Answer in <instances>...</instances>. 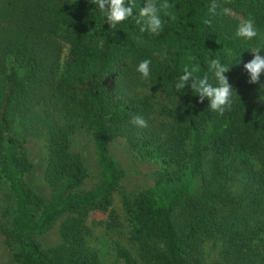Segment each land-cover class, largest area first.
I'll list each match as a JSON object with an SVG mask.
<instances>
[{
  "label": "trees",
  "instance_id": "16d2710c",
  "mask_svg": "<svg viewBox=\"0 0 264 264\" xmlns=\"http://www.w3.org/2000/svg\"><path fill=\"white\" fill-rule=\"evenodd\" d=\"M134 2L138 16L143 0ZM167 2L163 30L152 34L131 17L112 29L89 0H0V176L13 195L11 227L2 231L16 264H99L86 219L91 210L107 212L109 224L116 219L110 196L125 172L107 146L117 136L163 167L152 187L120 200L144 264H201L199 245L212 236L224 240L227 263L264 264V86L249 83L244 68L251 48L264 55V0H217L254 20L252 40L235 37L239 20L230 14L213 16L212 0ZM8 55L22 77L5 65ZM145 59L146 79L136 71ZM212 59L230 67L234 88L222 115L189 85L175 89L185 67L215 86ZM146 83L173 97L159 110L167 122L154 123L153 105L137 94L135 86ZM40 99L51 109H36ZM136 115L146 127L131 122ZM14 119L27 133L47 135V200L25 182L32 162L26 138L10 133ZM79 127L93 136L102 174L88 189H79L87 170L70 147ZM233 180L242 181L240 194L229 190ZM61 214H72L60 224L62 241L44 248L38 237ZM118 253L138 264L127 250Z\"/></svg>",
  "mask_w": 264,
  "mask_h": 264
},
{
  "label": "rangeland",
  "instance_id": "374dc122",
  "mask_svg": "<svg viewBox=\"0 0 264 264\" xmlns=\"http://www.w3.org/2000/svg\"><path fill=\"white\" fill-rule=\"evenodd\" d=\"M229 14L238 20L245 19L244 15L239 12L230 11ZM65 51L66 48L61 49V61ZM5 65L15 68L19 76H23L24 70L14 62L11 55L5 57ZM246 75L249 79L247 70ZM259 83L264 85V74L261 75ZM135 90L139 96L148 100L153 105L150 117L154 123L167 122L169 120L160 115L159 110L162 105H169L173 97H170L166 91L156 89L150 83L137 85L135 86ZM174 99L176 100L177 97ZM35 106L39 111L51 109L48 102L45 104L41 99L36 102ZM10 133L18 138H26L24 146L28 159L32 162V168L26 174L25 182L35 192L41 194L44 200L49 199L52 195V188L44 178L47 166V135L43 131L38 134L27 133L17 119L13 121ZM94 146L92 134L84 127H79L71 135V150L79 155L87 170V175L79 189H88L97 185L101 179V168L95 157ZM107 152L125 172L119 181L118 187L110 196L109 207L115 212L116 219L114 223L109 224L107 212L91 210L86 219L87 224L90 225L87 243L97 252L99 264H125L118 253L119 248L127 250L138 264H144L138 255L137 243L130 240V224L126 219L120 200L122 194H126L132 198L139 190L152 187L163 167L155 158L138 156L130 149L129 143L122 136H117L110 140ZM228 188L232 193L240 194L243 190V183L238 180L229 181ZM12 198L13 195L8 184L0 176V264H16L11 258L10 250L6 246L2 231L11 227L13 218ZM70 217H72V214L59 215L52 222L51 227L38 237L44 248L61 243L60 224ZM224 248V240L220 237L212 236L204 238L199 245L201 264H229L224 259Z\"/></svg>",
  "mask_w": 264,
  "mask_h": 264
},
{
  "label": "clouds",
  "instance_id": "9594fccd",
  "mask_svg": "<svg viewBox=\"0 0 264 264\" xmlns=\"http://www.w3.org/2000/svg\"><path fill=\"white\" fill-rule=\"evenodd\" d=\"M90 3L95 4L96 8L105 16V22L115 29L117 25L128 18H133L135 22L140 25L141 32H150L152 34H159L163 30L164 21L161 18V10H167L170 5L167 0L157 5V0H143V6L139 8L138 16L134 15L136 7L134 0H89ZM217 8H220V13H217ZM209 12L215 16L218 14L227 15L230 9L222 7L217 3V0H212L209 7ZM166 15L170 13L165 12ZM205 24H211V19L204 20ZM236 38L243 40H252L258 33L255 27L254 20L251 18L240 19L236 26ZM260 48H251L253 58L244 63V68L249 74V83H259L260 77L264 74V55H261ZM154 55H162L154 53ZM151 60L145 59L139 62L136 71L141 74L142 78L150 76ZM230 70V67L221 63L219 59H212L209 64V71L214 75L216 85L214 86L209 82V77L205 74L202 78L193 75L195 69L189 70L185 67L183 74L180 75L178 81L175 83V89L180 91L189 85L192 93L199 97V102H203L205 98L208 100V107L210 110L220 113L221 115L225 110L230 109L232 106L233 85L229 82L228 77L225 75ZM264 86V85H262ZM134 125L139 127H146L147 121L139 115L132 118L131 121Z\"/></svg>",
  "mask_w": 264,
  "mask_h": 264
}]
</instances>
